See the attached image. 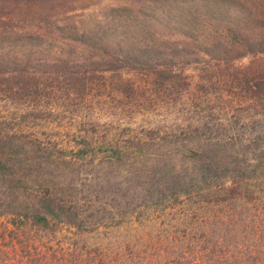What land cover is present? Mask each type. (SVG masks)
<instances>
[{"label":"trees","instance_id":"trees-1","mask_svg":"<svg viewBox=\"0 0 264 264\" xmlns=\"http://www.w3.org/2000/svg\"><path fill=\"white\" fill-rule=\"evenodd\" d=\"M95 1L0 0V95L38 119L52 100L86 103L104 73L141 72L150 89L130 92L167 95L158 106L170 124L135 143L103 141L98 180L78 183L63 157L46 194L2 201L12 227L0 230V264H264V0H126L77 13ZM6 137L0 180L18 192L27 176ZM81 138L71 158L92 164V134ZM60 226L70 236L56 237ZM127 227L138 232L126 252L81 240Z\"/></svg>","mask_w":264,"mask_h":264},{"label":"rangeland","instance_id":"rangeland-1","mask_svg":"<svg viewBox=\"0 0 264 264\" xmlns=\"http://www.w3.org/2000/svg\"><path fill=\"white\" fill-rule=\"evenodd\" d=\"M124 1L126 0L95 1L92 4L89 3L87 7L79 8L77 13L99 14L103 8L119 5ZM85 3L87 4V2H82V5H86ZM165 33L168 32L165 31ZM185 73L193 75V81H196V74L198 75L196 70L187 67ZM146 78V75L141 72L132 75L123 74L120 79L117 74L104 73L103 85H99L98 89L93 90V98H89L86 103L81 106L73 104L66 106L65 102L59 103L52 100L51 106L53 105V108H48L50 113L44 110V115L38 119L23 117L22 103L20 105L19 101L4 100L3 96L0 95V135L8 136L9 138L6 137L5 140H9L6 142L10 143V148L20 151L21 154L18 157L19 171L27 176L21 180L24 188H20L18 192L14 188L8 189L6 184L0 180V197H2L0 198V205L3 201L7 207L9 204L13 206L17 195H28L33 191L46 194L48 187L40 185L50 173H55L52 168L58 167L57 173H60L64 165L63 157L73 160L71 161L73 165L70 166L74 171L79 169L77 173L75 172V179L78 183L84 184L98 180L101 171L106 166L105 161L98 158L101 157V151L104 149L103 146H100L103 141L107 143L117 142L123 145L125 139L131 135L135 137V143L141 137L140 131L142 129L169 125V119L166 120L164 117L166 110L163 104L158 106L161 103L159 98L164 100L168 96L163 94L156 96L149 93L150 91H139L142 88L150 89L151 86L147 83ZM102 81L103 79H98V83H102ZM120 82L122 84L118 88L117 85ZM131 83L140 87L137 93H133V90L132 93L130 92L129 84ZM46 101L49 100H45V106L49 107L50 104L48 103L50 102L47 103ZM85 130L91 132V141L93 147H96L94 149L96 156L93 158V163L89 165L75 157L71 158V151H76V145L81 143V135ZM127 153L132 158L138 156V150L132 146L127 150ZM120 172L121 169L117 168L115 171L116 179L121 178ZM55 180L57 181L58 178ZM1 192H5L8 198L4 199L5 194ZM0 209H5V206H0ZM9 220L10 215L0 214V230L5 223L8 224L9 228L12 227V224L8 222ZM140 221L150 225L147 218ZM132 225L134 226V224ZM137 232L129 227L119 230L100 229L95 233L85 235L81 240L93 246L99 244L107 247L118 243L122 246V252H126V243L134 239L133 237ZM63 234L70 236V233L61 227L60 233L56 237L61 236L63 238ZM56 242L54 240V243Z\"/></svg>","mask_w":264,"mask_h":264}]
</instances>
